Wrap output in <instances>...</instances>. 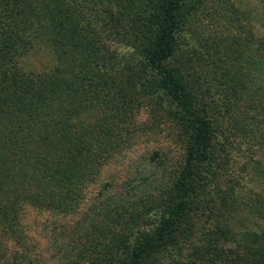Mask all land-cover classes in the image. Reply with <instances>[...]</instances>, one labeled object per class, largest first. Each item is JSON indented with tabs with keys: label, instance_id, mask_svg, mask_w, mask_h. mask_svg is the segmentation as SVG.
<instances>
[{
	"label": "trees",
	"instance_id": "trees-1",
	"mask_svg": "<svg viewBox=\"0 0 264 264\" xmlns=\"http://www.w3.org/2000/svg\"><path fill=\"white\" fill-rule=\"evenodd\" d=\"M245 12L235 0H0V264H264V36ZM204 20L216 36L194 59L182 39ZM36 49L49 56L39 71L23 63ZM205 93L221 101L212 112ZM147 109L188 139L150 229L89 189L155 131L137 122ZM223 120L255 153L260 192L238 203L219 188L208 205Z\"/></svg>",
	"mask_w": 264,
	"mask_h": 264
},
{
	"label": "rangeland",
	"instance_id": "rangeland-1",
	"mask_svg": "<svg viewBox=\"0 0 264 264\" xmlns=\"http://www.w3.org/2000/svg\"><path fill=\"white\" fill-rule=\"evenodd\" d=\"M235 1L240 9L248 14V21L253 30L264 36V12L261 10L259 2L257 0H243V3ZM198 31L204 34H189L182 39L181 51L183 53L191 52L194 59L204 52L199 39L216 36L217 32L205 20L200 24ZM23 63L27 68L39 71L49 64V56L44 49H36ZM203 98L204 107L212 112L214 110L212 105L217 100L216 97L205 93ZM217 101L221 103V101ZM148 113V109L142 110L137 117V122L139 124L144 122L143 124L146 126L154 125L157 127L154 129L155 131L135 138L131 148L123 154L115 156L111 163L102 170L97 182L89 188L91 190L99 189V195L95 202L93 198L94 204L114 203L118 205L123 203L128 209V217L139 218V225L144 229H150L154 223L152 207L156 204L155 201L161 198L164 191L171 186L181 169L188 142L173 117L159 116L156 117L157 121H153ZM214 116L220 117L216 113ZM219 126L220 129L217 130L213 138V145L216 148L217 157L224 159L226 165L223 166L224 168L221 166L217 174L218 179L215 180L212 187L208 188L209 197H207L208 202L206 203L209 205L216 198L219 188L228 194L234 190L238 203H243L260 192L259 185L250 175L249 163L245 158L251 156L253 151H250L246 145L242 146V151L235 148L233 144L238 145L239 143L236 140L232 143V137L230 138L226 131L222 132V129L226 127V122L223 120L222 126ZM154 151L158 152L157 160L151 159ZM221 159L220 161H222ZM104 185L106 187L102 189ZM203 215L200 214L198 218L205 221Z\"/></svg>",
	"mask_w": 264,
	"mask_h": 264
}]
</instances>
